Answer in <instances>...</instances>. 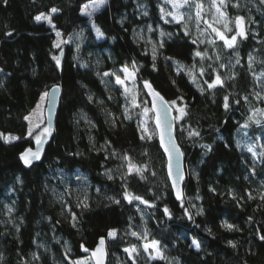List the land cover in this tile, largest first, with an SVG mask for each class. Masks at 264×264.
<instances>
[{"label":"trees","instance_id":"obj_1","mask_svg":"<svg viewBox=\"0 0 264 264\" xmlns=\"http://www.w3.org/2000/svg\"><path fill=\"white\" fill-rule=\"evenodd\" d=\"M165 1L108 0L90 17L84 10L92 0H0V133L21 137L11 143L0 138L2 264H71L90 256L81 244L94 249L100 237L107 238L110 229L118 230V238H107L108 264H124L126 260L131 264L123 249L131 244L142 245L145 241L130 233L143 234L145 228L149 239L160 240L167 246L165 255L178 258L180 264H264V241L257 235L264 234V207H257L262 203L259 194L264 193V157L253 156L247 150V145H253L257 154L264 152L260 147L264 144V128L255 124L241 127L253 109H264V103L255 96L264 95V76H260L264 72V4L260 0H239V8L227 9L230 17L243 15L255 21L250 23L248 39L239 43L240 63L235 64V52L224 48L222 41L209 43L215 39L214 34L201 36L187 23L189 33L185 35L183 23L166 20L165 11L161 12ZM52 8L58 11L51 13ZM41 13L51 15L55 28L46 20L35 19ZM150 24L156 30L162 27L165 33L161 38L156 30L152 32L157 43L155 70L153 47L138 33L146 31ZM96 27L105 33L103 37L96 35ZM57 31L61 33L59 37ZM9 32L12 35H6ZM61 39L70 42L54 47ZM193 39L197 44L192 43ZM197 50L206 51L211 59L194 56ZM217 53L220 61L215 59ZM250 54L254 57L251 68ZM54 56L62 57L60 66ZM176 61L185 66L179 73ZM221 62L228 65L219 69L222 78L235 73V79L226 80L223 88L201 93L188 70L193 65L197 71L205 68L206 74L200 78L203 84L209 80V73L214 77L213 70ZM125 66L136 70L139 99L143 101L140 107L130 109L131 119L122 115L126 103L123 90L111 86L108 89L103 81L104 72ZM145 80L165 99L183 95L189 116L179 123L190 124L200 132L199 137H189L187 131L181 135L176 129L187 171L183 207L168 180L166 156L157 135L140 139L138 125L143 122V109L151 107V97L142 84ZM57 84L61 85L62 95L45 157L25 165L20 153L33 148L35 140L26 136L29 124L24 117L37 105L41 93ZM224 95H229L231 105L227 111L223 107ZM245 96L247 102L243 100ZM97 99H102L106 110L118 118L115 127ZM233 100L240 103L234 104ZM82 115L95 127L89 126ZM147 116L149 131H155L153 114L149 112ZM106 141L110 143L106 145ZM204 144L211 145L212 150L202 148ZM125 155L136 165H147L146 179L135 173L120 179L126 172V161L122 159ZM106 170H111L113 179L104 175ZM63 180L79 186L80 191L64 190L60 187ZM125 183L126 189L122 187ZM57 187L77 214V228L69 222L71 216L64 203L56 198ZM125 190L155 207L137 200L129 203L122 195ZM230 190L237 199L244 197L241 206L232 199ZM248 192L257 198L249 200ZM85 194L90 208L81 214L76 203ZM165 207L170 217L164 213ZM200 207L204 214L196 215ZM185 209L193 214L192 220ZM248 217L253 219L249 221ZM225 220L238 225L241 231H228L222 226ZM209 228L211 234L206 230ZM193 240L201 242V250L191 246ZM229 240L237 242L236 249L227 243ZM65 245L71 249L70 258L64 255ZM33 253L39 260L33 259ZM138 264L167 262L139 257Z\"/></svg>","mask_w":264,"mask_h":264},{"label":"snow or ice","instance_id":"obj_2","mask_svg":"<svg viewBox=\"0 0 264 264\" xmlns=\"http://www.w3.org/2000/svg\"><path fill=\"white\" fill-rule=\"evenodd\" d=\"M5 3H7V0H4ZM168 3H171L173 7L176 9L174 12H165V17H171L172 21L177 23H183L184 24V34L188 35L189 28L186 22L185 14L183 12H180V9L184 6H188L189 9L194 8L195 9V19L197 21H202L207 27L201 29L199 23H197L196 28L197 31L200 33L201 36H204L205 34H214L215 39H212L209 41L212 45L216 44L217 39L219 41L223 42V47L226 49L233 50L236 54L235 64L240 63V58L238 54V46L240 41L247 40L250 32L249 27L250 23H254L255 21H251V18L246 20L245 16L243 15H236L234 17H230L227 9L229 7L233 8H239L240 3L239 0H210V8L208 11H211L214 9L215 11L212 13V21L209 22L207 19L204 18V12H205V5L203 3V0H167ZM261 4H264V0H260ZM108 3V0H92V10L87 11L88 6H85V11L88 16H92L93 13L101 6ZM58 9L52 8L51 13L57 12ZM161 12H164V9L161 8ZM144 15H147L145 12ZM35 19L37 21L40 20H46L49 24H52L53 28H55V25L52 22V18L50 14H44L41 13L40 15L36 16ZM188 20L193 19L192 15H188ZM264 23V22H262ZM219 25V26H217ZM232 25V26H230ZM148 30L152 31L151 25L148 26ZM6 35L10 36L12 35L11 32L6 33ZM56 35L59 37L61 33L59 31L56 32ZM96 35L98 37H103L105 33L99 28L96 27ZM170 35V34H169ZM254 35H259L258 33H254ZM160 36L164 37L165 33L163 31L160 32ZM142 38V37H141ZM70 41H64L63 39L59 40L55 43L54 47L60 48L61 44L68 43ZM193 44H197V39L192 40ZM199 43H204V40H199ZM160 47H163V40L161 39L159 41ZM194 56L200 57L201 60L208 58L211 59V57H208L207 52H201L199 50L195 51ZM53 59L55 60L57 66L61 65V56H54ZM157 59V49L155 45L152 49V67L155 70L156 64L155 61ZM166 59L171 60V57H166ZM216 61L221 60V56L219 53L215 56ZM254 57L250 54L248 57V64L251 68L252 61ZM133 65L135 64V61L132 62ZM177 72L179 73V70L181 68H184L185 66L180 64L179 61H176ZM229 64H231V58H229ZM83 67H87V64L82 65ZM228 65L221 62L218 64L217 69H214V77L211 73H209V80L204 81L203 84L200 83V78L205 76L206 70L203 67H200L198 71L195 69V65L191 69L188 70V75L191 79V81L197 85L200 92L203 93L207 90H215L217 87H225V81L226 80H233L235 79V73L232 75H229L227 77L221 76L219 69L225 68ZM211 67V66H210ZM0 72H3V69H0ZM99 75V73H98ZM122 75L123 78H121V75H117L116 72H104V77L112 76L115 78V84L120 85L123 88V91L121 93L122 96L125 97L126 103L123 105V111L122 115H124L125 119H131V116L128 115L131 108L140 107L141 101L139 99V90L137 88V81H136V70L129 71V68L125 66L122 69ZM253 76L257 79L259 77H256V74L253 73ZM260 76H264V72L260 73ZM127 81H131V86H129V83ZM103 82V81H102ZM106 86L107 83L105 82ZM173 84H175V81H172ZM143 87L148 89L149 94L151 95V107H144L143 111L145 114L151 112L155 117V124L156 128L155 131H149L146 124L141 122L138 127H140L141 135L140 139H151L153 135H158L161 145L164 147L165 153H167L168 156V176L172 178L171 187L175 189V194L178 200L181 201V206L183 207V200L184 195L181 188V182L184 180V173L180 169L179 161L180 157L183 155V153L180 150V146L177 144L175 138H174V131L178 128L180 131V134L183 135L184 131H187V135L189 137H199L200 132L193 128L190 124L185 126V124H181L179 122L186 121V118L189 116L188 111V102L185 101L183 95H177L175 99H165L163 95L159 91H157L155 88H153L151 82L149 81H143L142 82ZM206 85V87H205ZM0 87H3V83H0ZM61 85L57 84L51 88L50 91H44L41 93L40 101L41 102H47L49 106V112H48V119H47V126L42 127L43 124V118H42V103H37L36 108L32 110V112L29 113V115L25 116L24 119L28 121L29 127L26 132L27 137H33L35 140V143L37 145V149L33 151L31 147L26 148L23 152L20 153V157L23 160V163L25 165H31L33 161L40 160L41 154H42V145L47 142L48 138L51 137L52 132L55 130L52 123V113H51V107L56 103V92L60 91ZM179 92V89H177ZM256 99L264 103V95H261L260 93L255 94ZM89 101H93V96L88 97ZM109 100L112 99L111 96L108 97ZM243 100L245 102L248 101V97H243ZM179 102V103H178ZM99 103H103V101H99ZM232 103L239 104L240 100H233ZM229 103V95L223 96V107L227 111L230 108ZM173 112L176 114L173 115ZM36 118L38 120V123L33 122V118ZM108 117L111 120L112 126L115 127L117 125L118 118L112 114L111 112H108ZM82 119H85L89 126L95 127L94 124H92L91 120L87 118V116L82 115ZM251 124H255L256 126H259L261 128H264V109H253L252 114L248 116L247 121L244 125H242V128H248L251 126ZM34 133H36L34 135ZM0 138H3L5 143H11L15 140L21 139L19 136H13L11 134L4 135L3 133H0ZM91 141V137L89 138ZM106 145L110 142L106 141ZM202 148L207 149L208 151L212 150L211 145H201ZM261 148H264V144L260 145ZM248 152L252 153L253 156H262L264 157V152L257 154L254 150L253 145H247ZM115 154V153H113ZM123 160L126 161V172L125 175H122L120 179L123 181L125 180L126 176L131 175L133 173L139 175L142 179H146L144 176V172L147 168V165H136L132 163V159L130 156H123ZM173 159L177 162V168L175 175L173 173ZM252 172L255 173L256 169L253 166ZM104 175L108 176L109 179H113V176L111 174V170H106ZM154 175V173H153ZM126 189V183L122 185ZM211 191L215 192V188H211ZM70 194V193H69ZM229 194L232 196V199L236 201L237 206H241V201L244 199L243 196H241L239 199H237V196L234 192L231 190L229 191ZM63 195V194H62ZM61 195V202H63ZM123 198L126 199L129 203H132L134 200L140 201L141 203L145 205H149L150 207H155L154 204L150 203V201L145 200L143 197L139 195H135L133 193H130L129 191L125 190L123 192ZM247 198L249 200H255L257 197L253 196L251 192L247 193ZM113 200L114 203L119 204L120 200H116L115 198H110ZM197 199H200V197H197ZM259 200L262 202L260 205H257L258 208L264 207V193L259 194ZM76 207L81 210V214L83 210H87L90 208V204L88 203V197L85 194L83 200L78 199L76 203ZM192 207H195V205H192ZM65 210H67L70 213L71 219L70 223L73 228H77V225L79 223V219L77 217L76 212L72 211L71 206L66 205ZM11 211V209H10ZM164 213L171 216V212L167 207L164 208ZM185 214L189 220L193 219V214L188 212L187 209H185ZM196 215H203L204 209L203 207H200L197 209ZM131 219V218H130ZM253 217H248V220L251 221ZM222 226L226 228L228 231H241L238 225L229 223L227 220L222 221ZM129 228H131V224H129ZM17 230H19L17 228ZM209 234H211L212 230L206 229ZM132 236H136L139 240L145 241L141 246H137L136 244H131L129 247H125L123 251L127 254L128 260L131 261V264H138V258L140 256L141 251L147 253V256L149 260H160V261H166L167 264H173V261H175V264H180V261L178 258H169L165 255L166 251V245L162 244L160 240H157L155 238L149 239V233L148 230L145 228L143 229V234L140 232L132 231L130 233ZM259 239L261 241H264V234H259ZM107 238L110 239H117L118 238V230L117 229H110L107 233ZM107 238L106 237H100L99 241L94 249H88L84 247L83 244H81V248L84 252L90 253V256L87 258H78L76 260H73L71 264H105L106 257L108 255L107 252ZM233 249L237 248V242L229 240L227 242ZM192 247H194L196 250H201V242L198 240H193ZM71 252V249L65 245V253L64 255L66 257H69V254ZM4 257L3 254H0V264H2ZM33 259L39 260V256L36 253H33ZM124 264H128V261L126 260Z\"/></svg>","mask_w":264,"mask_h":264},{"label":"rangeland","instance_id":"obj_3","mask_svg":"<svg viewBox=\"0 0 264 264\" xmlns=\"http://www.w3.org/2000/svg\"><path fill=\"white\" fill-rule=\"evenodd\" d=\"M203 3L205 5V14H204V18L207 19L209 22L212 21V13L215 11L214 9H212L211 11H208V9L210 8V0H203ZM86 6H88L87 8V11H91L92 10V2L91 3H88ZM100 8V7H99ZM98 8V9H99ZM163 8H164V11L165 12H174L176 11V9L173 7V5L171 3H168L167 0L163 3ZM85 11V10H84ZM86 12V11H85ZM180 12H183L185 14V18H186V22L190 25H193V27L196 29V25L197 23H199L200 27L201 25H205L202 21H197L195 19V9L192 8V9H189L188 6H184L180 9ZM188 15H192L193 19L191 20H188L187 17ZM166 20H170L172 21V18L171 17H165ZM151 25V28H152V31H149L148 28L146 29V31L144 30H139L138 33H139V37L140 39L144 40L146 43L150 44L151 47H153L155 45H157V43H155V39L153 37V34L152 32L155 31V27H153L152 24ZM207 27V25H205ZM219 26V25H217ZM157 33H159V36H160V32L163 31L162 27H159L157 30ZM142 37V38H141ZM163 38V37H161ZM68 41V40H66ZM124 67L116 70V71H113V72H116L117 75H121V78H123V75H122V69ZM129 68V67H128ZM129 71H133V69L129 68ZM103 81H104V84H105V87L108 88V89H111V87L113 88H121L123 90V88L120 86V85H117L115 84V78L112 77V76H109V77H104L103 76ZM136 79H137V76H136ZM105 82H109L107 83V86H106V83ZM127 83H129V86H131V81H127ZM99 101H103L102 99H97V102L98 104L101 106L102 110H104L105 114L107 115L108 114V110H106L105 108V103L103 101V103H99ZM38 103H42V108H41V112H42V118H43V124H42V127L44 126H47V123H46V113H45V108H46V105H47V102H41L40 100L38 101ZM36 106L33 108L35 109ZM32 109V110H33ZM143 123L147 125L148 127V122H149V119H148V116L147 114L144 113L143 115ZM33 122L34 123H38L39 121L36 120V118L34 117L33 118ZM86 122V120H85ZM29 124V123H28ZM36 133H34L35 135ZM60 187H64V190H68L70 188H75L77 192L80 191V187L78 186H74L72 184L69 183V181L67 180H63L61 183H60ZM61 188L57 187V188H54V192L56 194V198H58L59 201H61V195H62V199H63V202H64V206L68 205V201H67V198H65V194L64 192L61 190ZM137 246H141V245H137ZM139 257H142V258H148L147 256V253L141 251L140 253V256ZM149 259V258H148Z\"/></svg>","mask_w":264,"mask_h":264},{"label":"water","instance_id":"obj_4","mask_svg":"<svg viewBox=\"0 0 264 264\" xmlns=\"http://www.w3.org/2000/svg\"><path fill=\"white\" fill-rule=\"evenodd\" d=\"M153 88H154V86H153ZM50 90H51V89H49L48 91H50ZM147 93H148L149 97H151V95H150L149 92H148V89H147ZM61 95H62V89H60V91L56 92V103H55L54 105H52V107H51L52 123H53V127H54V128H55V126H56L55 120H56L57 113H58L57 110H58L59 105H60V98H61ZM161 95H162V94H161ZM48 112H49V106H48V104H47V105H46V108H45V113H46V123H47V119H48ZM173 115H175V112H173ZM153 119H154V120H153V122H154V126H155V128H156L155 117H154V115H153ZM51 136H52V135H51ZM174 138H175L177 144L180 146L179 141H178V139H177V137H176V130L174 131ZM50 139H51V137H49L48 140H47V142L44 143V144L42 145V149H43V151H42V154H41V158H40V160L33 161L32 164H34V162H41V161L44 159V157H45V156H44V154H45V149H46V147L48 146L47 144H48V142L50 141ZM157 140L159 141V144H160V148H161V150L164 151V147L161 145L160 140H159V136H158V135H157ZM32 149H33V151H35V150L37 149V145H36V143H35V146H34ZM180 150H181V152L183 153V155L180 157L179 166H180V169H181V170L183 171V173H184V180L181 182V188H182V192H183V195H184V194H185V192H184V186H185L186 179H187V171H186V167H185V166H186L185 155H184V151H183V149L181 148V146H180ZM164 154H165V156H166V161H167V163H168V156H167V153H165V151H164ZM176 168H177V162H176L175 159H173V173H174V175H175V172H176ZM166 172H167V174H168L167 164H166ZM168 180H169L170 183H172V178H170L169 176H168ZM172 190H173V193L175 194V189L172 188ZM175 197H176V194H175ZM176 199H177V197H176ZM177 201L181 202V201L178 200V199H177ZM107 252H108V249H107ZM85 253H86V252H85ZM86 254H89V255H90V253H86ZM108 257H109V253H108L107 257H106L105 264H108V262H109Z\"/></svg>","mask_w":264,"mask_h":264}]
</instances>
